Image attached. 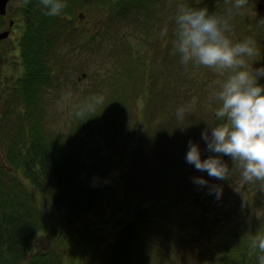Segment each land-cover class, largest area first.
Instances as JSON below:
<instances>
[{"label":"trees","instance_id":"trees-1","mask_svg":"<svg viewBox=\"0 0 264 264\" xmlns=\"http://www.w3.org/2000/svg\"><path fill=\"white\" fill-rule=\"evenodd\" d=\"M64 2L67 7L58 16L45 15L47 10L42 4L39 1L33 3L34 18L32 21L26 20L21 42L25 67L16 89L20 96H16L15 101L18 98L22 103L10 105L0 115V144L3 145L0 150V264H159L154 259L155 254L159 253L157 243L156 247L154 243L155 234L160 233V229L171 227L165 220L168 211L163 210L162 204L166 202L165 205L169 204L168 209H177L181 205L185 206V203L193 202L199 195H204L202 186L199 185L196 189L190 178L196 176L195 172L190 170L189 176L186 164L182 168L180 165L175 166L172 161L181 154L179 142L193 140L184 139L183 136H189L196 127L192 126V103L178 95V90L174 88V85L177 88L181 86L169 82L170 89L157 90L158 81L155 82L151 77L156 74V61L150 63V57L144 58L146 48L142 50L128 42L124 47L127 54L120 64L123 73H119L117 65V73L114 75L118 80L121 76L134 79L133 74L140 68L149 75L147 90H140L144 92L141 104L136 99L132 101L133 104H129L132 107L140 106L142 117L146 116L147 125L144 123L139 136L138 129L133 133L134 124L127 120L130 118L126 116L128 112L125 114L122 110L129 103V97L125 98L116 87L110 95L111 100L106 103L91 99L82 109L77 110L74 122L61 133L54 132L49 127L42 107V96L46 90L44 85L52 84L54 80L52 60L59 58L56 48L63 45L73 29L74 46L79 43L82 30L78 35V13L84 14L86 10L99 8L104 15L106 27L103 31L90 33L86 39L90 40L88 43L97 46L109 30L119 31V25L123 22H136L149 32V28L158 20L159 11H162L163 0ZM179 2L193 7L206 6L210 13L225 12L224 8H219L225 0H201L199 5L195 0ZM176 12L177 9L171 14L172 23ZM72 14L74 26H68L73 22L70 19ZM250 19L238 14L231 23L233 27L236 26L234 22L252 24ZM259 34L264 35V32L253 30L254 37L264 44V39ZM161 45L164 43L159 44ZM166 46L157 48V52L168 53L173 50L174 43H167ZM162 56L161 66H165L167 57L165 54ZM170 56L174 57V61L180 58L178 53ZM167 70L171 79L174 78L173 81H182L187 85V79L179 78L181 69L169 64ZM139 87L138 82L136 89ZM152 104H155V108L162 105L163 112L157 111L154 115H149ZM185 106L189 110L183 120H179L177 109ZM166 123H170L171 128ZM190 123V127L186 126ZM95 137L103 139L109 149L107 153L93 143L92 138ZM148 142H154L155 147L151 154L155 162L147 165L153 171L154 180L144 193L132 184L133 168L129 169L124 165L130 162L129 165L135 167L136 159L141 160L148 153L150 155V152L142 148ZM165 148L172 153H166ZM148 150L150 151L149 148ZM198 175L202 176V172ZM164 184L174 187L170 190V196L159 193L157 186ZM40 196H46L57 208L68 211L63 224L60 222V238L53 239L54 244L47 249H36L37 238L48 224L47 217L39 206ZM118 206L120 214L116 221L119 222V227L111 239H103L97 219H103L108 212H112L115 217ZM199 213L194 210L195 216L199 217ZM254 223L252 228L242 230L238 225V231L232 230L230 243L227 242L223 252L214 249L215 246L207 247V250L215 251L212 254L208 252L209 255L202 251L198 257H193L192 262L199 260L200 264H260L264 251L258 245L264 239V220L262 225ZM175 242L168 258L180 259L183 255L186 258L185 253L181 254L184 252V244L180 240ZM70 250H73V258L67 256Z\"/></svg>","mask_w":264,"mask_h":264},{"label":"rangeland","instance_id":"rangeland-1","mask_svg":"<svg viewBox=\"0 0 264 264\" xmlns=\"http://www.w3.org/2000/svg\"><path fill=\"white\" fill-rule=\"evenodd\" d=\"M232 3H234V0H225V3L219 8L226 9L231 7ZM179 4V0H163L162 11H159L158 20L154 23V26L149 28V32L148 29L145 30L136 22H123L119 25V31L109 30L97 46L93 45V43H88L90 40L86 41V39L90 33L103 31L104 27H106L104 15L100 12L99 8H94L92 11L86 10L85 12L81 10L84 14L78 13L80 17H76L78 35L80 30H82L79 43H75L74 46L73 29V32L69 34L70 36H67L66 41L62 43L63 45L56 48L57 52H59V58L52 60L54 83L46 88L42 96V107L45 109L49 127L54 132L58 131L61 133L65 131L74 122V114L77 110L82 109L91 99L106 103L111 100L110 95L113 88L116 87L123 93L125 98L129 97V103L124 105L122 110L125 114L128 112L126 116L130 118L127 120L134 124L132 125L133 133L136 132V128L138 129L137 136H139L140 131L144 129L146 116L142 117V108L140 106L136 105L132 107L129 104H133L132 101L135 99L141 104L140 99L143 98L144 92L140 90H147L149 75L144 70H141V68L133 74L134 79L131 77H127L128 79H126L121 76L118 80L114 75L117 73V65L119 73H123L120 64L123 63L124 56L127 54L124 47L130 43L139 46L142 50L146 48V53H143V51L142 53L144 58H151L150 63L154 60L156 61V74H152L151 77L155 82L158 81L157 90L170 89L168 83L171 82L170 84H172L173 82L181 86L177 88L174 85V88L178 90V95H181L191 103L195 98V104H192L194 113L193 124L190 123L186 126L189 125L190 127L191 124L192 126L196 125L194 132L197 135L193 132L189 136L184 135L183 137L184 139L192 138V142L199 145L201 159H206L210 155H217L208 150L207 141L202 138V133L207 129L209 134H211V127L208 123L216 122L214 109L218 106V102L210 95V92L217 88L215 81L221 79V77L214 70L202 66L197 67L191 62L188 65H184L180 62V58L174 61V57L170 56L173 54L172 49L168 53L161 51V55L157 52V48H166L167 43H174L175 22H171V14L177 9ZM261 4L262 6H260ZM241 11L243 15L251 18L250 22L252 24L246 22L236 24L233 20L236 26H232V32L229 35L236 42L251 37L259 49L258 56L254 57L253 67H264V44H261L260 39L255 38V35H253V30L258 33L264 32V0H248V4ZM20 15L22 16V21L19 23L20 32H23L24 36L27 24L26 20L32 21L34 13L26 11L23 8ZM72 15V17L70 15V19L73 22L67 24L68 26H74V14ZM237 16L238 14L234 15L233 19ZM101 19H104L103 22H101ZM132 20L134 21V19ZM256 24L259 26H256ZM258 36L264 39V35L259 34ZM19 42V38L16 37L15 44L7 48L5 45L0 46V62L2 63L0 68L4 71L0 76V115L4 111H7L11 107L10 105L22 103V100L18 99L19 93L16 92V87L19 86L17 83L18 78L20 77L21 81V75L25 67L22 59V48ZM82 42H87L88 44H83ZM149 42L151 43L150 47ZM161 43H164V45L159 46ZM163 54L167 57L166 67L161 66ZM173 55L175 56V54ZM169 64L181 69L178 75L181 80H188L186 86L182 81H173L174 78L171 79L167 70ZM159 74L160 77H158ZM138 82L140 87L136 89ZM258 83L264 85V77H260ZM16 96L18 98L15 101ZM14 101L15 103H13ZM155 104L150 106L151 111L149 115H154L157 111L158 113L163 112L162 105L155 108ZM145 124L147 125V123ZM165 125L171 128L170 123H166ZM180 130L182 129L180 128ZM92 140L97 147L104 149V153L109 151L107 149L108 146L104 144L102 138L95 137ZM2 146L0 144V150H2ZM179 146L181 147V154L179 157L172 159L173 164L175 166L180 165L182 168L186 164V172H189V176H191L190 170L195 172L196 176L190 178L193 179L192 183L196 189L199 186L195 183V179L199 178L198 176L203 177L207 181V184L202 186L204 195H199L193 202H188L189 204L185 203V206L181 205L177 209H168L169 204L165 205L166 202L162 204L163 210L168 211L166 215L168 217L165 220L171 224V227L160 229V233L155 234L154 243L155 247L157 243L159 253L155 254L154 259L159 264H200L199 260L192 262L193 257H198V254L202 253V251L207 255H209L208 252L212 254V251H215L214 249L223 252L224 247L228 244L227 242L232 238L230 232L232 230L234 232L238 231V225L242 230L244 228H252L254 222V225H262V221L264 220V188H262L259 182H244L241 177V170L238 166L233 167V161L229 156H226V158L223 156L222 159L227 162L230 169L233 167L230 170V178L228 180H217L214 177H210L206 171H198L194 165L186 161L189 140L180 141ZM142 148L150 152V155L148 153L147 156L146 154L144 155L143 159H136L135 167L132 164L129 165L130 162L125 164L124 167L133 168L132 184L139 191L142 190L145 193V190L152 185L154 180L153 171L149 170L147 166L155 162L151 156L152 151L155 149L154 142H148L146 145L143 144ZM165 152L168 154L169 152L172 153L168 148H165ZM199 172H202V176L198 175ZM187 178L189 177L187 176ZM213 186H219V188L217 189ZM157 188L160 189L159 193L161 195L168 196L171 194L170 190L174 189V187L170 188L166 184L164 186H157ZM46 198V196H40L39 206L42 213L46 215L48 224L37 238L36 249H47L54 244L53 239L60 238V222L64 220L68 212L66 209L57 208L53 202ZM119 207L117 208L118 213H115V217L112 212H108L103 216V219H97L103 239H111L115 230L119 227V222L116 221L117 216L120 214L118 211ZM194 210L199 211L201 216L200 213L199 217L195 216ZM70 232L72 233V231ZM176 240H180L181 244H184L182 247L184 252L181 254L185 253L186 258H184V255L183 257L180 256V259L176 257L168 258L172 252V246H175ZM214 246L216 248L207 250V247ZM73 255V250L67 252L69 258H73ZM206 264L212 263L207 262Z\"/></svg>","mask_w":264,"mask_h":264},{"label":"clouds","instance_id":"clouds-1","mask_svg":"<svg viewBox=\"0 0 264 264\" xmlns=\"http://www.w3.org/2000/svg\"><path fill=\"white\" fill-rule=\"evenodd\" d=\"M28 3L29 0H24L25 6ZM40 3L49 16L61 15L67 7L64 0H40ZM195 3L199 5L201 0ZM247 4L248 0H234L224 14L210 13L206 6L179 4L174 17L173 54L178 53L184 65L191 62L212 69L221 77L215 81L217 88L210 92L218 102L214 109L216 122L208 123L211 134L207 129L202 133L208 150L217 155L201 159L199 145L189 141L186 161L217 180H228L230 170L238 166L244 182H259L264 188V85L258 83L264 77V67H253L259 49L251 37L236 42L229 35L234 15H242L241 10ZM188 110L187 106L177 109V118L183 120ZM225 155L233 161L231 169L222 159ZM195 183L203 186L207 181L199 177ZM258 246L264 251V239ZM260 264H264V256L260 257Z\"/></svg>","mask_w":264,"mask_h":264},{"label":"flooded vegetation","instance_id":"flooded-vegetation-1","mask_svg":"<svg viewBox=\"0 0 264 264\" xmlns=\"http://www.w3.org/2000/svg\"><path fill=\"white\" fill-rule=\"evenodd\" d=\"M40 3V0H29V3L25 6L24 0H8L6 4V11L4 14L0 13V31H10L8 37L0 39V46L5 45L9 47L15 44L16 37L20 38L22 32H20V22L22 21V16L20 15L21 10L33 12L32 5L35 2ZM12 6V7H11ZM2 63L0 62V66ZM4 73L2 68H0V76Z\"/></svg>","mask_w":264,"mask_h":264},{"label":"water","instance_id":"water-1","mask_svg":"<svg viewBox=\"0 0 264 264\" xmlns=\"http://www.w3.org/2000/svg\"><path fill=\"white\" fill-rule=\"evenodd\" d=\"M8 0H0V13H5ZM262 6V4L260 5ZM8 35V32H0V39ZM226 158V155L224 156Z\"/></svg>","mask_w":264,"mask_h":264}]
</instances>
